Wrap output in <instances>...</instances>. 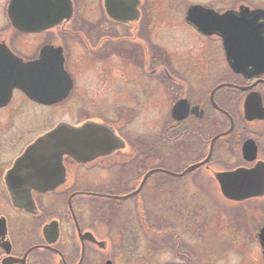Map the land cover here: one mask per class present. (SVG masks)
<instances>
[{
  "label": "flooded vegetation",
  "instance_id": "1",
  "mask_svg": "<svg viewBox=\"0 0 264 264\" xmlns=\"http://www.w3.org/2000/svg\"><path fill=\"white\" fill-rule=\"evenodd\" d=\"M41 1H44L43 8L46 16L44 28L40 32H26L16 28L8 12L12 10V3L15 5L24 3L25 10L30 12L34 1L0 0V18L7 22L5 26L0 25V35L7 34V37L0 36V48H3L2 54L5 56L3 65L9 67L8 64L12 63L16 69L17 62L24 65L34 63L41 59L44 50H51L55 61L63 60L64 69L72 82V89L63 101L52 105H42L32 100L21 89L15 88L11 92L9 102L0 107V114L9 112L24 115L29 108L46 110L65 104L78 92L76 91V65L89 66L90 73H93L92 77L96 82L95 91L101 88L110 98L106 104L111 109V119L106 116L91 117L76 126L87 122L104 124L119 136L124 146L109 156L100 157L87 164H79L65 157L64 183L48 193L33 191V200L37 208L35 215L14 207L7 195L18 224L27 219L29 221L41 219L43 231L46 224L56 220L60 227V243L63 242L64 225L73 224V238L76 242L73 263L69 262L68 252L63 247H56L63 253L67 264H103L106 258L114 257V243L109 239L112 233L111 225L117 224L114 220L118 218H121L120 223L122 221L121 224L125 225L117 227L114 224L122 238L123 253H128V245L137 252L138 249L130 241L139 240L144 234L152 235L151 238L155 237L159 240L160 233L155 230L157 228L153 229V233H148L146 230L149 231V228L145 227V224L147 219L152 222L157 214L153 210L152 216L150 206L157 205L158 209L160 197H154L150 205L151 201L145 198V193L155 195L163 191L170 194L175 192L190 194L192 187L188 182H192V175L195 174V177L200 176L205 180L210 177L217 184L221 199H224L226 203L243 204V202H231L223 197L214 174L238 169L251 170L257 166L258 162H264V34L262 37L237 36L236 45L239 50L237 71L227 61L223 36L204 35L194 23L188 20V14L193 8H201L205 14L209 15L210 12L213 14L210 16L220 19V16L228 12H240L243 6L251 10L264 9V7L246 5L242 0H187V3L183 0ZM129 7L132 9L133 19L131 20H127ZM233 16L235 15L230 17ZM198 19L199 22H206L207 29L210 31L215 29H218V32L230 30L236 33L242 30L254 31V28L224 26V22L219 28L210 23L212 19L208 22L209 17H196V20ZM180 24L182 31L187 37L189 36L188 41L178 42L175 41L176 37L171 36ZM245 40H251L250 43L252 42L253 45L251 50L244 47ZM249 59L252 61H248ZM149 91L154 99L157 96L168 97L167 103L170 107L168 126L165 125L166 127L164 126L156 133L154 138L150 139L151 142L143 138L137 142L130 141L121 131H125L126 126L137 119L138 114L145 108L154 106V100L144 98ZM88 97L91 98L92 95L88 94ZM158 101L160 104L161 100ZM76 103H78L77 99ZM114 103H120V105L115 107ZM179 105H181L180 115L174 116V109ZM247 115H250V118H247ZM182 117L185 118L178 120ZM25 125L28 126L26 123L20 126L26 127ZM28 128H24L23 136L30 134ZM47 131L29 141L17 157L8 159L12 162L11 165L8 163L9 166H7L6 163L5 167H2L0 163V187L3 188V192L8 194L4 178L15 160ZM124 134L127 133L124 132ZM250 141L253 142L257 151V158L254 161H248L244 155L245 146L247 148ZM211 151L212 155L208 163L191 172H186L189 167L204 162ZM227 159L235 163L233 168H221L215 171L211 168L213 165L221 166ZM149 160H153L151 162L155 165L147 167ZM96 167L106 174L103 176L97 173L93 176L95 171L92 172L91 169ZM155 169L172 174L154 173L147 179L139 194L124 200L110 198L136 192L146 174ZM129 171L133 177L128 180H123L117 175L125 173L129 176ZM138 178L141 182L136 181ZM195 183L197 184L198 181L195 180ZM77 198H88L95 202L86 203L85 201L80 207L76 204ZM252 200L244 201V203L248 204ZM130 201H134L136 216L138 215L139 220L137 221L138 231L140 229L142 231L137 238L132 235V229L129 226L130 213L127 210L113 213L114 210L126 206ZM186 202L188 201L185 200L184 204ZM218 203L221 204L217 200ZM184 204L177 203L173 206L182 208L181 214L186 217ZM248 205L249 208L251 206L252 215L260 213L259 207L262 204L258 206L259 203L256 202L254 206ZM220 206V209L227 207L223 204ZM55 211L59 214L54 217L49 214ZM109 212H112V218L116 215L113 221L109 218ZM189 216L191 217L190 213ZM12 222L10 218H7V239L12 245V255L22 258L27 250H22L21 246V239L25 236L21 234L20 237L16 236L19 241L14 243L15 232L11 227ZM192 228L191 234L194 231ZM80 232L91 233L97 242L105 243L104 247H100L98 243L81 240ZM258 234L257 239L260 245ZM168 236H173V242L176 245L177 237H179L176 229H171L168 234L165 233L163 239ZM41 239V243L35 245H45L42 236ZM170 244L173 249L172 242ZM141 246L140 253L143 251ZM19 248H22L21 253ZM41 251L51 254L52 263L55 260L59 261L56 259V256L59 258V253L56 254L52 250ZM5 257V251L0 246V264ZM32 261L30 257L27 264H33ZM105 264H113V262L109 260Z\"/></svg>",
  "mask_w": 264,
  "mask_h": 264
},
{
  "label": "rangeland",
  "instance_id": "2",
  "mask_svg": "<svg viewBox=\"0 0 264 264\" xmlns=\"http://www.w3.org/2000/svg\"><path fill=\"white\" fill-rule=\"evenodd\" d=\"M183 1L185 3L188 2L187 0ZM242 2L246 5L250 4L255 7H264V0H242ZM6 24L7 22L0 18V25L5 26ZM173 33L171 36L177 38L175 41L185 42L189 40V36L187 37L182 31L181 24L177 31L174 30ZM0 36L7 37V34L2 33ZM92 74L93 73H90L89 66L76 65V91L78 92L67 100L65 104L59 107L46 110L29 108L24 115H21V113L15 115L9 112L0 114V163L2 167H5L6 163L7 166L11 165L12 162L8 161V159L11 160L17 157V155L24 150L29 141L31 142L37 135L49 130L59 122L64 121L77 125L91 117L106 116L111 119V109L106 104L110 98L105 95L101 88L99 91H95L94 86L96 82ZM88 94L92 95V97H88ZM160 95L163 96L162 94ZM77 96L78 98H76ZM163 97L159 98L157 96L156 99H154L153 94L149 91L144 98L154 100V106L145 108L143 112L138 114V118L132 120V123L126 126L125 131H121V133L128 137L130 141L137 142L143 138L151 142L150 139H153L156 133L161 131L165 125L168 126L167 122L169 120L170 107L167 103L168 97ZM112 98L114 99V94H112ZM76 99L78 103H76ZM158 100H161L160 104ZM89 105H91V107H88ZM114 105L118 107L120 103H114ZM79 107L84 109L80 110L78 109ZM86 107L92 110H88ZM25 123L28 125L25 126L29 127L30 134L28 133L23 136L22 134L25 132L24 128L26 127L20 125H24ZM119 127H121V125ZM124 132L127 134L125 135ZM151 161L153 160L147 161V167L155 165ZM229 162L231 161L227 159L221 166L213 165L211 168L214 171L221 168L231 169L235 166V163ZM188 163L190 162L188 161ZM91 170L92 172L95 171L93 176H96L97 173L103 176L106 174L104 171L99 170L98 167ZM117 175L123 180H128L133 177L131 173L129 176L125 173ZM202 179L200 176L195 177L194 174L192 175V182L187 181L192 187L190 194L177 192L170 194L163 191L155 195L145 193V198L147 197L149 202L151 201L150 205L153 203L154 197H160V206L158 209L157 205L154 207H152V205L150 206L152 216L153 210L158 214L152 219V227H154L153 229L157 228L155 230L160 233L158 237L159 240H156L155 237H153V240V238H151L152 235L148 234L147 236V234H144L139 239L140 241L138 243L136 240L130 241V243L138 249L137 252L128 245V253H123L121 250L122 238L119 232H117L118 229L116 230V226L119 227V225L123 226L124 224H121V218H118L115 221L117 224L113 222L116 226L114 224L111 225L112 233L109 239L114 243V257L106 258L103 264L109 260H112L113 264H235L236 257H239V264H264L262 249L257 239L259 230L264 227V197L249 201L248 204L252 206H254L256 202L259 203L258 206L262 204V206L259 207L260 213L252 215L250 212L251 206L249 208V205L244 202L241 205L226 203L224 199H221L217 184L214 183L210 177L206 178V180ZM140 180V178H138V180L136 179L138 182H141ZM195 180L198 181L197 184ZM3 191V188L0 187V216H7V218H10V221H13L11 227L15 232L14 243L19 241L16 236L20 237V234L25 236L21 239V246L23 247V249L19 248V253H21L22 250L27 249L29 246L41 243V223H43V220L41 222V219L38 221H29L27 219L18 224V219H15V215L13 214L15 211L12 210L6 193ZM185 200L188 201L186 204H184ZM217 200L227 207L225 209H220L219 206L221 204H217ZM85 201L86 203L90 201H93V203L95 202V200L88 198H77L76 204L81 207L83 205L82 203ZM177 203H183L185 205L183 209L186 212L183 211L186 213V217L181 214L182 208L179 209L173 206ZM171 207H174V209L170 210ZM119 208L120 209L114 210L113 213H115V211L127 210V212L130 213V219H133L135 222L137 221L134 201H130L126 206H121ZM238 212H240V215H238ZM49 214L54 217L59 213L55 211V213L52 212ZM109 214V218L113 221L116 215H113L112 218V212H109ZM85 218H83V221H85ZM19 220L21 221L22 219ZM254 223H256V225ZM191 228L194 230L192 234L190 233ZM171 229H176L177 233H179V237H177L178 240L176 239V245L173 242V236H168V238L163 239L164 234L170 233ZM166 230L168 232H166ZM73 237V224H65L62 234L63 242H61L59 246L63 247V249L68 252L70 263H73L75 259V255L73 256V254L75 252L74 244H76V242ZM171 242L173 244V249L171 248ZM141 244L144 245L141 246ZM140 246L144 247L141 253L139 252V249L141 251ZM44 256H46V253H37L33 257V264H45L48 255L46 257ZM57 262L54 263L57 264Z\"/></svg>",
  "mask_w": 264,
  "mask_h": 264
},
{
  "label": "water",
  "instance_id": "3",
  "mask_svg": "<svg viewBox=\"0 0 264 264\" xmlns=\"http://www.w3.org/2000/svg\"><path fill=\"white\" fill-rule=\"evenodd\" d=\"M33 1L30 12L25 10L24 3L21 5L12 3V10H9L8 15L19 30L40 32L44 28L46 20L43 8L44 1ZM210 15L213 14L209 12V15H207L202 12L201 8H193L189 11L188 20L192 24L194 23L204 35L219 34L223 36L227 61L234 70L238 71L239 61L237 53L239 50L236 45L237 36L251 35L252 37H262L264 34V9L251 10L243 6L240 12H228L224 16H220V19ZM232 15L235 16L230 17ZM196 17H209L208 22L212 19L210 23L219 28L224 22V26L248 27L250 29L254 28V31L247 30L248 32H245L241 31V29L239 33L231 32L230 30L218 32V29L210 31V29H207L208 25L206 22H199ZM131 19H133L132 9L129 7L127 20ZM251 40L244 41L243 45L246 49H252ZM3 51V48H0V107L5 106L9 102L11 92L15 88L21 89L32 100L42 105H52L68 97L72 89L71 79L64 70L63 60L55 61L51 50H44L41 59L34 63L24 65L21 62H17L16 69L12 66V63L8 64L9 67L3 65L5 58L2 54ZM248 61L252 60L249 59ZM45 75L47 76L46 78ZM180 106L174 109V116L180 115ZM185 117L178 120H182ZM248 117L250 118V115H247ZM123 146L124 142L110 127L104 124L94 122H87L82 126H74L65 122L58 124L53 130L40 136L30 144L6 173L4 181L12 205L29 214H37L32 193L33 191L43 194L48 193L64 183L65 168L63 161L65 157H69L79 164H87L100 157L109 156L122 149ZM211 155L212 151L204 162L189 167L186 172H191L208 163ZM244 155L248 161H254L257 158L256 147L252 141L249 142L247 148L245 146ZM158 172L172 174L168 171L155 169L146 174L140 188L136 192L126 196H112L110 198L124 200L139 194L147 179ZM214 175L220 186L221 194L231 202L241 203L250 199L264 197V162H258L257 166L251 170L238 169L229 172H216ZM42 233L47 243L43 248L58 252L53 246L60 240L59 223L54 220L46 224ZM7 234L6 218L1 217L0 246L6 253L2 264H27L29 255L41 248L40 246H34L22 258L14 257L11 255L12 245L7 239ZM80 238L81 240L98 243L100 247L105 245V243L97 242L91 233L82 234L80 232ZM258 238L264 256V227L259 231ZM60 256L62 262L67 264L63 255L60 254Z\"/></svg>",
  "mask_w": 264,
  "mask_h": 264
},
{
  "label": "trees",
  "instance_id": "4",
  "mask_svg": "<svg viewBox=\"0 0 264 264\" xmlns=\"http://www.w3.org/2000/svg\"><path fill=\"white\" fill-rule=\"evenodd\" d=\"M6 196H7V194H6ZM8 197V196H7ZM146 211V210H145ZM137 217V221H139L138 220V215L136 216ZM128 219H130V217H128ZM116 220H114V222H115ZM137 221L135 222L133 219H131V223L129 224V226H130V228L132 229V235H134L135 236V238H137V236L138 235H140V233H142V231H141V229H140V231H138V224H137ZM146 224H145V227H149V231L148 230H146V232H151V233H153L154 231H153V228L154 227H152V222L150 221V219L148 220H146ZM125 226V225H124ZM151 228V229H150ZM166 232H168L167 230H166ZM191 233V232H190ZM140 240H138V239H136V242H139ZM144 245V244H143ZM144 248V247H143ZM36 254H34L33 256H32V259H33V257L35 256ZM48 255V258H47V260H46V262H45V264H55V263H52V259H51V254L50 253H46V256Z\"/></svg>",
  "mask_w": 264,
  "mask_h": 264
},
{
  "label": "clouds",
  "instance_id": "5",
  "mask_svg": "<svg viewBox=\"0 0 264 264\" xmlns=\"http://www.w3.org/2000/svg\"><path fill=\"white\" fill-rule=\"evenodd\" d=\"M235 264H239V257L235 258Z\"/></svg>",
  "mask_w": 264,
  "mask_h": 264
}]
</instances>
